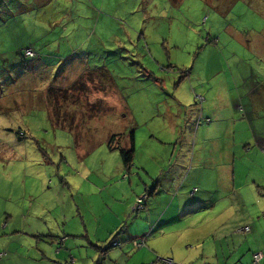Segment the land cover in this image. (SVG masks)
I'll use <instances>...</instances> for the list:
<instances>
[{"label": "rangeland", "instance_id": "1", "mask_svg": "<svg viewBox=\"0 0 264 264\" xmlns=\"http://www.w3.org/2000/svg\"><path fill=\"white\" fill-rule=\"evenodd\" d=\"M30 46L35 54L20 57ZM261 85L264 0H0L1 264H97L95 229L114 237L132 219L149 223L148 241L115 239L106 264H236L241 253L255 264L264 251ZM201 111L210 124L196 125ZM132 130L128 173L108 140ZM158 182L165 201L151 205ZM207 192L217 213L232 210L210 217L226 222L213 230L196 205Z\"/></svg>", "mask_w": 264, "mask_h": 264}, {"label": "crops", "instance_id": "2", "mask_svg": "<svg viewBox=\"0 0 264 264\" xmlns=\"http://www.w3.org/2000/svg\"><path fill=\"white\" fill-rule=\"evenodd\" d=\"M137 63H138L139 66H144V63H142V61L137 62ZM252 92L254 93V89H252ZM57 101H59V98L55 97V99L53 100V104L55 106H56ZM51 111L54 114V109H51ZM57 125H59V124L57 123ZM259 143L262 144V142H259ZM124 144L127 146L129 144V139L125 138ZM174 154H175V150L173 151L172 155H174ZM218 164H220V162H218ZM229 169L231 170L230 166H227V167L225 166L224 167V171L225 172L226 171H229ZM160 185L161 184L159 183L157 186L158 187H161ZM156 195H157V191L152 196V199L153 198L154 199H153V201L150 202L151 205L154 202V200H156V199H158L159 201H165V199H162V196L156 197ZM211 195L212 194L210 192H207L203 196L199 197L198 202L196 203V205H200V207H199V213L198 214H200V215L202 214V215H206L207 216V219H206V221H204V223L206 222V228L209 229V230L210 229L213 230L215 228V226H218V227L223 226L226 223V222L219 223V225H217L216 224L217 222H215V223L211 222L210 217L214 216L215 214H222V213H226V212H231L232 211L231 208H230L231 205H228L227 204V206H223V208L220 209V212L217 213L218 204L216 202H214V203L212 202L213 200H211V198H210ZM213 198H214V196H213ZM211 202H212V204H211ZM162 205H163V203L160 204V206H162ZM201 207H204L203 208L204 209L203 211L201 210ZM110 209H111L110 207H107L106 208V210H108V211ZM129 210L131 211V208L130 207H129ZM151 210H152V207L149 208V209L147 208L144 211L145 212V215L146 214H150L151 215ZM177 210L181 214H183V211L185 212V210H186V213H184V214H187L188 211H189V204H187L185 202L182 206H179ZM200 211H202V212H200ZM124 215L128 216V208L125 210ZM233 215L235 216L236 214L233 213ZM233 215H232V217H233ZM196 222H198V220ZM85 223H86L85 222V219L83 218V223L82 224H85ZM235 223H236V221H235ZM131 224L133 226L132 230H124V231H122V234H116L115 236H118V239L120 241H124L125 239L126 240H130V241H132V240L141 241L142 239H145V241L147 242L148 241V238L146 239L145 236H146L147 226L149 225V223H146L143 219H132V223ZM247 226L248 225H245L244 227H247ZM244 227L241 228V229H244ZM118 229H117V231H118ZM240 230H239V232H242V233L247 232L245 230H243V231H240ZM249 231H251V228H250ZM230 232H233V231L230 229ZM85 233L87 234V236L90 235V232L88 231L87 225L85 226ZM94 233H95V236H96V241L99 242V243H102L101 245H98L97 244V247L98 248L103 247V248H106L107 251H108V250H110L113 247L112 246V241H113V239H114L115 236L113 237V235H112L110 238L109 237H106L107 236V233H108V230L106 231V235L105 236H101L99 229H95V232ZM163 234H164V231H163ZM195 241H196V243H200L201 242V237L196 236V240ZM105 243H106V245H105ZM227 248L229 249V251H232V249H231V247L229 245L227 246ZM255 251H257V250H255ZM217 252H218V248L215 249V253H217ZM253 252L254 251H252L251 253H253ZM257 252H262L263 255H264V251L263 250H258ZM257 252H255V253H257ZM194 253L196 255L199 253L201 257H204L203 255H204L205 252L203 251V249L201 251L199 249H196ZM105 254H109V253L108 252L103 253V252L99 251V258L104 257ZM243 255H244V253H241L240 260L238 259L237 262H236V264H242ZM250 257H251V255H250ZM170 260H173V258L170 259ZM1 263L2 262H0V264ZM197 263H199V261L198 262H195L194 264H197ZM102 264H106L105 261H103ZM206 264H212V263H206ZM216 264H229V263L228 262H224L223 263V262L220 261V259L217 258Z\"/></svg>", "mask_w": 264, "mask_h": 264}, {"label": "trees", "instance_id": "3", "mask_svg": "<svg viewBox=\"0 0 264 264\" xmlns=\"http://www.w3.org/2000/svg\"><path fill=\"white\" fill-rule=\"evenodd\" d=\"M32 47V46H30ZM29 48V47H27ZM33 49V47H32ZM18 54L20 57H24V58H28L26 55H25V50L20 52L18 51ZM38 56V55H36ZM6 71H8V69H6ZM82 78V76H81ZM81 78L78 79L76 82L73 83V85H71V89H67V92H71L72 90H75L77 87H78V84L80 83L81 81ZM83 83V82H82ZM262 87H264V85H261ZM68 92V93H69ZM55 94H53L52 92V88L49 89L48 93H47V98L49 99L50 97V103L48 102V108L49 110L50 109H54L55 108V105L53 104V100L55 99ZM54 96V97H53ZM47 99V100H48ZM198 100H201L199 101L200 102V105L202 107L203 105V98H199ZM52 112V111H51ZM247 115L249 114V112L246 113ZM52 120H55L54 119V114L52 112ZM203 122H207V124H210L212 121H211V118H203V114H202V111L200 112L199 116H198V122H196V125L198 124H201ZM57 123L59 124L60 121L58 120ZM129 144L126 146L124 144V140H125V135L124 134H114L112 136H110V139L108 140V148L111 150V151H118L121 155V158H122V161H123V164H124V167L125 169L128 171V173L132 170L134 164H135V158H136V134L134 132V130H132L130 132V135H129ZM260 142V141H259ZM159 184V182H158ZM158 186H154L152 190L149 191V197H152L155 193H156V189H157ZM214 203V201H212ZM211 202V204H212ZM137 211H134V213H136ZM263 218H264V213H263ZM83 223V221H81ZM52 238H55V236L53 235H50ZM118 236H115L113 241L115 239H117ZM64 240V239H62ZM133 241H136V240H133ZM101 252L103 253H106L107 252V249L106 248H100ZM253 259H254V253H253ZM104 261V257L101 259H99V261L97 262V264H102V262ZM264 261V258L263 260L259 263V264H262V262ZM254 262V260H253ZM255 263V262H254ZM58 264H61L60 262H58ZM69 264H74V262H69ZM256 264V263H255Z\"/></svg>", "mask_w": 264, "mask_h": 264}, {"label": "built area", "instance_id": "4", "mask_svg": "<svg viewBox=\"0 0 264 264\" xmlns=\"http://www.w3.org/2000/svg\"><path fill=\"white\" fill-rule=\"evenodd\" d=\"M34 54H35V52L33 51L32 48H28L27 52H25V55H27V57L33 56ZM148 196H149V193H148ZM145 197L146 196H143V197H139L137 199V203H136L135 209L133 208V211H138L139 209H141L143 207L144 202L147 200ZM243 230L249 231L250 228L247 226L244 229H241L240 231H243ZM134 244L137 248H142L146 244V241H145V239H142L141 241H134ZM117 245H119V244H116V241H114L113 246H117ZM263 258H264V255L262 252H257L254 254V262L256 264H259L263 260ZM168 260H170V259H168ZM168 260H166V261L168 262Z\"/></svg>", "mask_w": 264, "mask_h": 264}, {"label": "clouds", "instance_id": "5", "mask_svg": "<svg viewBox=\"0 0 264 264\" xmlns=\"http://www.w3.org/2000/svg\"><path fill=\"white\" fill-rule=\"evenodd\" d=\"M29 48H31V47H29ZM28 49V48H27ZM26 50V49H25ZM34 51V50H33ZM113 246V245H112Z\"/></svg>", "mask_w": 264, "mask_h": 264}]
</instances>
